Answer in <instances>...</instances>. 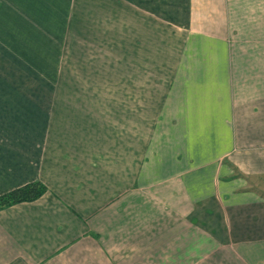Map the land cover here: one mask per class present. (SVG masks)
Wrapping results in <instances>:
<instances>
[{"label":"crops","instance_id":"0c3cea01","mask_svg":"<svg viewBox=\"0 0 264 264\" xmlns=\"http://www.w3.org/2000/svg\"><path fill=\"white\" fill-rule=\"evenodd\" d=\"M105 1L102 72L0 112V193L47 187L0 210V264H264V0Z\"/></svg>","mask_w":264,"mask_h":264},{"label":"rangeland","instance_id":"374dc122","mask_svg":"<svg viewBox=\"0 0 264 264\" xmlns=\"http://www.w3.org/2000/svg\"><path fill=\"white\" fill-rule=\"evenodd\" d=\"M110 3L118 9L110 0L105 1V9ZM18 9L14 0H0V112L11 106L14 117L22 122L26 106L34 109L39 102L50 103L44 93L55 89L57 78L99 75L102 68L97 64L107 56L103 46L113 51L121 45L115 21L99 18L97 7L90 9L88 0H48L34 7L30 17ZM13 12L16 19L6 18ZM105 24L111 32L108 42L102 33ZM30 121L38 122V114H32Z\"/></svg>","mask_w":264,"mask_h":264},{"label":"trees","instance_id":"16d2710c","mask_svg":"<svg viewBox=\"0 0 264 264\" xmlns=\"http://www.w3.org/2000/svg\"><path fill=\"white\" fill-rule=\"evenodd\" d=\"M46 190V185L39 180L14 187L8 192L0 195V209L23 201L36 200L41 197Z\"/></svg>","mask_w":264,"mask_h":264}]
</instances>
